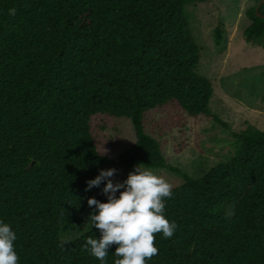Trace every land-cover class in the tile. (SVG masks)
Returning a JSON list of instances; mask_svg holds the SVG:
<instances>
[{
  "label": "trees",
  "instance_id": "obj_1",
  "mask_svg": "<svg viewBox=\"0 0 264 264\" xmlns=\"http://www.w3.org/2000/svg\"><path fill=\"white\" fill-rule=\"evenodd\" d=\"M194 1L203 0H0V220L16 232L18 264H99L82 245L99 238L87 198L105 201L104 181H86L137 163L183 179L164 198L177 228L154 234L146 264H264V131L232 132L228 161L198 178L163 154L160 137L185 116L211 115L185 13ZM261 1L245 12L248 43L264 42ZM224 32L213 29L216 46ZM120 118L135 139L114 160L95 137Z\"/></svg>",
  "mask_w": 264,
  "mask_h": 264
},
{
  "label": "rangeland",
  "instance_id": "obj_2",
  "mask_svg": "<svg viewBox=\"0 0 264 264\" xmlns=\"http://www.w3.org/2000/svg\"><path fill=\"white\" fill-rule=\"evenodd\" d=\"M257 3L258 0H203L185 6L198 49L195 71L207 78L212 87L211 115L185 116L183 128L174 127L160 139L167 162L190 177L198 178L217 163L228 161L234 150L232 132L247 127L264 131V42L248 43L242 34L250 24L245 12ZM220 23L225 29L224 38L216 46L213 29ZM134 139V129L125 118L117 119L114 128L95 137L98 150L114 160L120 158ZM113 168L116 172L110 179L115 182L123 180L133 166L118 164ZM151 170L172 186L183 181L168 170Z\"/></svg>",
  "mask_w": 264,
  "mask_h": 264
},
{
  "label": "clouds",
  "instance_id": "obj_3",
  "mask_svg": "<svg viewBox=\"0 0 264 264\" xmlns=\"http://www.w3.org/2000/svg\"><path fill=\"white\" fill-rule=\"evenodd\" d=\"M14 11L8 9L10 14ZM115 172L113 167L102 168L94 178L86 181V190L104 181L100 190L106 200L102 202L94 196L87 198V204L94 205V209L86 220L99 230L100 235L99 238L85 237L82 247L99 264H106L107 249L112 244H116L112 264H146L147 259L158 252L154 234L159 232L167 238L177 228L176 222L164 214V198L172 195L173 186L143 163L133 165L123 180L114 182L110 179ZM117 190H120L118 194ZM233 214L232 208L226 209V216ZM16 238L14 228L0 220V264H18L14 248Z\"/></svg>",
  "mask_w": 264,
  "mask_h": 264
},
{
  "label": "water",
  "instance_id": "obj_4",
  "mask_svg": "<svg viewBox=\"0 0 264 264\" xmlns=\"http://www.w3.org/2000/svg\"><path fill=\"white\" fill-rule=\"evenodd\" d=\"M262 2H264V0H262L261 3H262ZM257 9H258V7H257ZM257 14L259 15V13H257Z\"/></svg>",
  "mask_w": 264,
  "mask_h": 264
}]
</instances>
